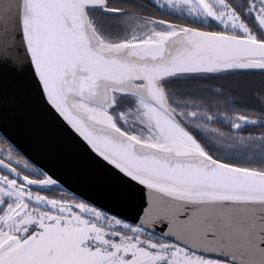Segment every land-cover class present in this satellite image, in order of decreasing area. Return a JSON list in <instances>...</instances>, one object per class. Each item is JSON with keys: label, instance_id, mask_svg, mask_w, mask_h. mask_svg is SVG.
I'll list each match as a JSON object with an SVG mask.
<instances>
[{"label": "snow or ice", "instance_id": "1", "mask_svg": "<svg viewBox=\"0 0 264 264\" xmlns=\"http://www.w3.org/2000/svg\"><path fill=\"white\" fill-rule=\"evenodd\" d=\"M257 72L264 0H0V264H264V111L204 83Z\"/></svg>", "mask_w": 264, "mask_h": 264}, {"label": "trees", "instance_id": "2", "mask_svg": "<svg viewBox=\"0 0 264 264\" xmlns=\"http://www.w3.org/2000/svg\"><path fill=\"white\" fill-rule=\"evenodd\" d=\"M262 79H264V76H261V74L257 72L248 76L239 74L214 76L212 79L205 81L204 83L222 87L226 92V96L222 99L231 100V107L234 110L259 116L261 112L264 111V94L257 95L258 89L243 87L242 84L247 80H253L258 84ZM219 107L220 110L223 111L228 105L221 103ZM218 126L225 128L228 127L224 122H218ZM260 130V125L243 129L245 133L253 131L258 132Z\"/></svg>", "mask_w": 264, "mask_h": 264}, {"label": "water", "instance_id": "3", "mask_svg": "<svg viewBox=\"0 0 264 264\" xmlns=\"http://www.w3.org/2000/svg\"><path fill=\"white\" fill-rule=\"evenodd\" d=\"M222 76V75H218ZM9 134L12 136L13 147L17 148L22 153H26L27 156L31 157L33 162H38L37 166L44 167L45 165L52 166V162L46 156L43 151L41 144L36 141L31 135L22 129H17L10 127ZM63 178L61 184L63 187L69 188V193H76L77 195L88 197H94L97 202L107 203L104 197L90 189L88 186L84 185L81 181L76 179L70 173L62 174ZM137 207L140 206L139 201H137ZM143 207H147V194L145 193Z\"/></svg>", "mask_w": 264, "mask_h": 264}, {"label": "flooded vegetation", "instance_id": "4", "mask_svg": "<svg viewBox=\"0 0 264 264\" xmlns=\"http://www.w3.org/2000/svg\"><path fill=\"white\" fill-rule=\"evenodd\" d=\"M145 2H150V0H145ZM185 15H186V13H185Z\"/></svg>", "mask_w": 264, "mask_h": 264}]
</instances>
